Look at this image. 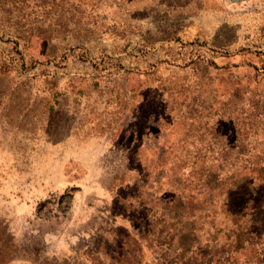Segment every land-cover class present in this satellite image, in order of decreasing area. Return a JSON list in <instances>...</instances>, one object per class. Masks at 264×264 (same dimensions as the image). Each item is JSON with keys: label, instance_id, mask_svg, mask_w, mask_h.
Returning a JSON list of instances; mask_svg holds the SVG:
<instances>
[{"label": "rangeland", "instance_id": "rangeland-1", "mask_svg": "<svg viewBox=\"0 0 264 264\" xmlns=\"http://www.w3.org/2000/svg\"><path fill=\"white\" fill-rule=\"evenodd\" d=\"M155 1L0 0V264H264V57Z\"/></svg>", "mask_w": 264, "mask_h": 264}, {"label": "crops", "instance_id": "crops-1", "mask_svg": "<svg viewBox=\"0 0 264 264\" xmlns=\"http://www.w3.org/2000/svg\"><path fill=\"white\" fill-rule=\"evenodd\" d=\"M157 6L156 0L149 8L154 10ZM259 11L264 12V0H190L178 14L183 20L176 22L174 28L182 30V37L189 46L199 45L198 48L205 52L203 57L218 59V64L223 62L222 73L238 79L254 73V57H264V29L255 28L260 24L259 20L264 24ZM151 22L152 29L157 30L153 19ZM173 41L177 39L174 37ZM227 42L236 46L227 50ZM234 57L235 62L228 61ZM123 170L130 171L131 168L126 166ZM116 218L126 222L129 228L132 226L125 215Z\"/></svg>", "mask_w": 264, "mask_h": 264}, {"label": "trees", "instance_id": "trees-1", "mask_svg": "<svg viewBox=\"0 0 264 264\" xmlns=\"http://www.w3.org/2000/svg\"><path fill=\"white\" fill-rule=\"evenodd\" d=\"M122 249H123V248H122ZM125 252H129V249L126 250ZM118 254H119L118 257H121L123 253H118ZM137 256H138V255H137ZM140 256H141V252L139 253V256H138V257H140ZM118 257L112 256V259H113V258L118 259Z\"/></svg>", "mask_w": 264, "mask_h": 264}]
</instances>
